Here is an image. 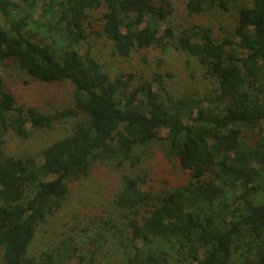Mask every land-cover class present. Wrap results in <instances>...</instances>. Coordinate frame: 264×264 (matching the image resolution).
Here are the masks:
<instances>
[{"label": "trees", "instance_id": "16d2710c", "mask_svg": "<svg viewBox=\"0 0 264 264\" xmlns=\"http://www.w3.org/2000/svg\"><path fill=\"white\" fill-rule=\"evenodd\" d=\"M238 1L246 0L188 1L190 14L237 9L235 30L217 39L198 24L162 28L168 1L0 0V64L73 86V106L50 115L19 104L0 77V264H100L95 248L86 254L64 243L56 254L31 256L37 229L93 162L136 165V149L162 130L189 179L157 194L144 188V175H123L114 203L127 213V264H264V0ZM91 33L121 57L151 47L186 52L217 87L176 98L162 73L133 87V75L110 74L96 58ZM74 117L81 120L42 160L5 151L9 133L27 139Z\"/></svg>", "mask_w": 264, "mask_h": 264}, {"label": "rangeland", "instance_id": "374dc122", "mask_svg": "<svg viewBox=\"0 0 264 264\" xmlns=\"http://www.w3.org/2000/svg\"><path fill=\"white\" fill-rule=\"evenodd\" d=\"M166 1L171 3L172 12L162 28L171 24L182 30L198 24L211 28L213 36L220 39L231 34L238 24L235 8L228 13L211 9L201 14H190L186 8L189 0H154V3L161 5ZM240 4H248V1H238L236 6ZM100 14L96 11L93 20ZM93 24L99 29L98 21ZM88 46L84 45L82 51ZM90 46L110 74L133 75V87L144 80H152L156 73H162L171 95L176 98L203 97L217 87L215 79L205 75V68L199 60L183 51H162L151 47L133 51L129 57H121L113 53L110 41L92 33ZM0 77L15 93L19 104L34 106L50 115L73 106V86L68 82L45 83L10 64H0ZM80 120L74 117L56 121L51 128L34 130L27 139L9 133L5 151L16 157L37 156L42 160V150L69 134ZM160 135L161 139L136 149L135 154L140 156L136 165H132L130 160L122 166L117 164V160H97L87 175L71 182L63 206L37 229L30 255L39 258L44 252L56 254L63 249L64 243L77 248L81 246L86 254L95 248L96 261L100 264H127L130 257L127 213L114 203L123 184V175H144L147 179L144 188L157 194L189 179L171 155L165 140L166 130H162Z\"/></svg>", "mask_w": 264, "mask_h": 264}]
</instances>
